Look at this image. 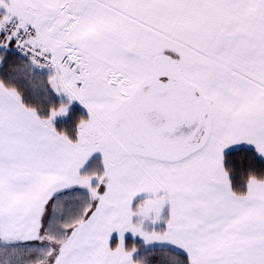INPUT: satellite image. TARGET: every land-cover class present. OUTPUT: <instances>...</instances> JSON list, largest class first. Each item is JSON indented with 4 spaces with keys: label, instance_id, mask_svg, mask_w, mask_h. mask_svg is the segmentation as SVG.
<instances>
[{
    "label": "snow or ice",
    "instance_id": "snow-or-ice-1",
    "mask_svg": "<svg viewBox=\"0 0 264 264\" xmlns=\"http://www.w3.org/2000/svg\"><path fill=\"white\" fill-rule=\"evenodd\" d=\"M0 264H264V0H0Z\"/></svg>",
    "mask_w": 264,
    "mask_h": 264
}]
</instances>
